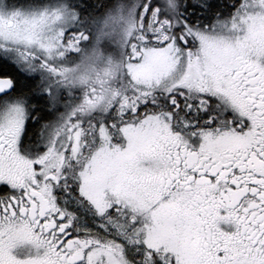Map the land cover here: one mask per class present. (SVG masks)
Here are the masks:
<instances>
[{
  "label": "snow or ice",
  "instance_id": "snow-or-ice-1",
  "mask_svg": "<svg viewBox=\"0 0 264 264\" xmlns=\"http://www.w3.org/2000/svg\"><path fill=\"white\" fill-rule=\"evenodd\" d=\"M0 264H264V0H0Z\"/></svg>",
  "mask_w": 264,
  "mask_h": 264
}]
</instances>
